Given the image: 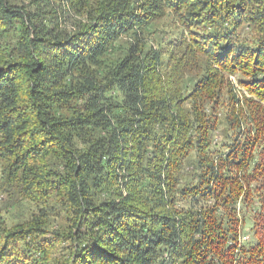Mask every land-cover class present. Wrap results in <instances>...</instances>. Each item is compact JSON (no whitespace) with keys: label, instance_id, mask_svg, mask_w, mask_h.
Wrapping results in <instances>:
<instances>
[{"label":"trees","instance_id":"1","mask_svg":"<svg viewBox=\"0 0 264 264\" xmlns=\"http://www.w3.org/2000/svg\"><path fill=\"white\" fill-rule=\"evenodd\" d=\"M263 195L264 0H0V264H264Z\"/></svg>","mask_w":264,"mask_h":264},{"label":"rangeland","instance_id":"2","mask_svg":"<svg viewBox=\"0 0 264 264\" xmlns=\"http://www.w3.org/2000/svg\"><path fill=\"white\" fill-rule=\"evenodd\" d=\"M161 23V22H160ZM157 24L160 30H164L165 31V35L164 39L165 41H167V38H174L177 36V30L173 29L172 24L169 20H164L161 24ZM60 28L61 29H65L67 31H72L73 28H71V26L69 24H65L63 22L60 23ZM174 33V34H173ZM246 37L250 38V36L246 35ZM228 84L226 85L225 83V87L222 88L223 91H230V96H234V99H237L238 101H240L239 105H242L241 101H243V95L247 96L246 92H244L242 90V88L239 86L238 84V78L237 77H228L227 79ZM228 88V89H227ZM243 94V95H242ZM226 113L227 115V111L226 108L221 109L220 110V115L218 116L220 119L222 118L223 113ZM223 127H228L227 123H223ZM220 130L221 135H217V137H215L216 142L214 143V146H212L210 148V152L209 155L210 156H215V155H219L222 154L224 152H227V150L229 149L230 145L233 143V140L235 138V136H230L228 133L227 134H223L222 132V128H218V131ZM231 134V132H230ZM264 201V195L261 197V201ZM259 210L257 212H253V210L247 208L245 211H241L240 215L243 214L244 212H246V216H245V221L242 225L241 228V239L244 241H250L252 239V226H253V220L251 219V217H254L256 220H261L262 215L264 214V207H262L261 205L259 206ZM3 217L5 216L4 213H2ZM51 228L48 229V231H53L54 226H56V224H52L50 225ZM69 250V246L68 244H54L53 249L49 250L48 252V258L45 260V262H43V264H66V259H67V251ZM32 253V257H30V259L33 258L34 261H36V264H39V262L41 263V260L44 259V257L38 254H35V252H31ZM32 260V261H33Z\"/></svg>","mask_w":264,"mask_h":264}]
</instances>
